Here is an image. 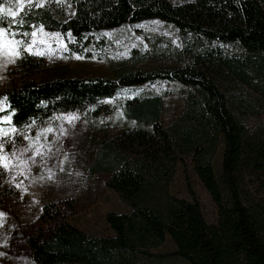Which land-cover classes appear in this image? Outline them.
Instances as JSON below:
<instances>
[{
    "label": "trees",
    "instance_id": "obj_1",
    "mask_svg": "<svg viewBox=\"0 0 264 264\" xmlns=\"http://www.w3.org/2000/svg\"><path fill=\"white\" fill-rule=\"evenodd\" d=\"M0 7L17 13L18 0H0ZM0 17V30L17 42L41 26L65 38L67 54L83 59L106 54L104 33L150 20L173 27L179 40L176 47L144 35L149 53L132 55L113 77L27 80L0 90V118L23 133L61 114L122 115V134L99 138L91 169L109 175L106 186L125 207L105 215L113 234L88 235L48 203L25 240L35 264H264V208L245 201L241 189L245 174H264V123L245 124L264 116V0H49ZM161 52L178 65L136 68ZM20 53L16 66L25 72L42 64ZM159 83H176L184 92L180 115L168 127L161 124L163 96L148 88ZM176 149L191 153L216 208L214 223L206 222L193 192L189 199L168 193ZM165 243L170 248L155 251Z\"/></svg>",
    "mask_w": 264,
    "mask_h": 264
},
{
    "label": "rangeland",
    "instance_id": "obj_2",
    "mask_svg": "<svg viewBox=\"0 0 264 264\" xmlns=\"http://www.w3.org/2000/svg\"><path fill=\"white\" fill-rule=\"evenodd\" d=\"M48 1L18 0L17 13L44 7ZM169 1L181 3L191 0ZM60 2L55 0L57 4ZM33 32L23 44L4 31L0 35V90L27 80L113 77L114 71L130 64L127 60L132 55L149 53L144 35L167 39L172 45L179 46L176 30L158 20L126 25L104 33L110 44L106 54L92 59L67 54L65 38L59 33L48 32L41 26ZM23 50L42 64L28 73L17 67ZM16 52L18 56L14 55ZM13 59L14 63L9 62ZM176 65L178 63L171 56L161 52L150 54L147 60L138 62L136 68L165 69ZM148 88L163 96L162 126L172 125L183 107L182 87L176 83H159ZM4 108L5 103L0 100V110ZM121 117L117 114L83 119L78 113L61 114L24 133L12 128L8 119L0 118V158H4L0 161V188H4L0 195V213L3 214L0 215V264H35L25 240L39 228L38 215L48 203L56 204L61 212L67 214L68 223L88 235L113 234L105 223V215L111 211H125V207L116 193L107 188L109 175L103 171L92 173L91 169L100 149L99 138L122 134ZM259 123H264V116L245 121L248 127ZM189 155L180 153L179 149L171 154L175 162L168 160L171 169L167 191L172 196L185 199H189L193 192L202 206L206 222L214 223L216 208ZM212 160L216 168L221 161L220 149L215 151ZM241 189L245 201L264 208L263 173L245 174ZM6 190L9 196L5 194ZM166 247L170 248L168 243L155 251H165Z\"/></svg>",
    "mask_w": 264,
    "mask_h": 264
},
{
    "label": "snow or ice",
    "instance_id": "obj_3",
    "mask_svg": "<svg viewBox=\"0 0 264 264\" xmlns=\"http://www.w3.org/2000/svg\"><path fill=\"white\" fill-rule=\"evenodd\" d=\"M38 6H42V5H38ZM5 12H7V14H10V15H12V16H16V12L13 11L11 8H8V9L6 10L4 7H0V13H5ZM2 20H3V17H0V21H2ZM19 22H20V23H23V20H20ZM3 34H4L3 31L0 30V35H3ZM25 35H27V34H25ZM32 35L35 36L36 33L33 32ZM11 54H12V53H10V55H11ZM14 55L18 56L19 53L16 52V53H14ZM9 62L14 63L15 60L13 59V60H11V61H9ZM49 131H51V129H49ZM3 159H4V158H0V161H2ZM3 166H4V167H7V164H3ZM0 215H3V214L0 213Z\"/></svg>",
    "mask_w": 264,
    "mask_h": 264
}]
</instances>
